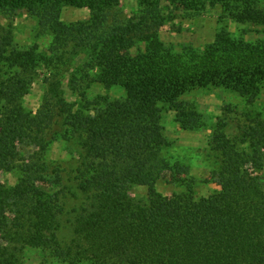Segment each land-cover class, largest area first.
Wrapping results in <instances>:
<instances>
[{"label":"trees","instance_id":"obj_1","mask_svg":"<svg viewBox=\"0 0 264 264\" xmlns=\"http://www.w3.org/2000/svg\"><path fill=\"white\" fill-rule=\"evenodd\" d=\"M123 1L0 0V171L17 176L0 185V264H23L26 248L66 264H264V109H251L264 86V39H234L225 25L264 28V0H135L129 16ZM66 6L88 19L63 23ZM213 6L221 18L203 51L165 47L159 32L175 12ZM20 13L51 36L47 54L14 45ZM40 66L46 91L28 111L20 101ZM93 85L106 94L90 99ZM115 87L124 94L111 99ZM197 88L238 95L236 125L204 122L183 100ZM164 108L183 131L210 130L211 195L196 200L191 167L168 154ZM52 142L70 159H47ZM164 179L183 191L161 195Z\"/></svg>","mask_w":264,"mask_h":264},{"label":"rangeland","instance_id":"obj_2","mask_svg":"<svg viewBox=\"0 0 264 264\" xmlns=\"http://www.w3.org/2000/svg\"><path fill=\"white\" fill-rule=\"evenodd\" d=\"M121 6L127 16L136 10L135 0H124ZM59 18L65 24L83 22L88 19V12L86 9L66 6L62 9ZM220 18L221 10L219 6L208 7L205 13L198 16L175 12L173 17L168 18L166 24L161 28L159 32L160 39L172 53L181 55L183 51L185 53L186 51L201 52L213 42ZM0 23L6 24V21L0 18ZM12 25L16 47L23 49L37 47L40 54H47L51 36L38 34L35 22L27 14L20 13L15 17ZM225 25L234 39L243 38L248 43H256L264 39V28L262 27L252 25L243 27L231 22H227ZM83 60V56L76 58L74 66ZM46 74L47 71L42 66L36 69L30 88L20 101L24 109L33 112L38 109L46 91V87L43 85V77ZM61 83L65 98L72 103H77L78 101L67 88V82L63 79ZM105 94L104 90L98 85L91 86L88 91L90 99H95L98 96L103 97ZM123 94V90L119 87H115L108 92L111 99L121 97ZM183 100L197 110L204 122L216 123L219 118H224L232 126L236 125L233 115L236 112L240 113L241 107L244 106L243 100L238 95L220 88H197L187 93ZM166 109L163 110L162 126L164 135L171 142V149L168 154L176 156L180 163L191 167L190 177L194 179V198L198 200L207 197L218 189L215 180L210 175V168L205 158V154L209 149L210 130L183 131L175 122L174 114ZM251 109L254 112L264 109V86ZM232 110L233 112H231ZM234 133L235 129H230L229 134L233 135ZM70 156L64 150L61 142H52L46 154L47 159L52 161L69 160ZM16 182L17 176L15 173L0 171V185L10 187L14 186ZM156 190L163 196H170L183 191L181 187L169 183L166 179L157 183ZM131 194L136 199L145 201L147 192L143 187H133ZM59 237L68 239L69 234L66 229L62 234L60 233ZM20 259L23 264H66L52 258L48 251L32 248L24 249L21 252Z\"/></svg>","mask_w":264,"mask_h":264}]
</instances>
